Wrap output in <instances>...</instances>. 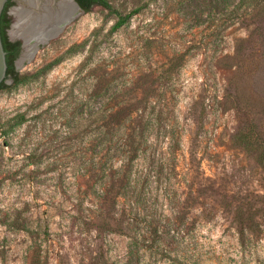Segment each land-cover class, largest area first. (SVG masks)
<instances>
[{"label": "rangeland", "instance_id": "1", "mask_svg": "<svg viewBox=\"0 0 264 264\" xmlns=\"http://www.w3.org/2000/svg\"><path fill=\"white\" fill-rule=\"evenodd\" d=\"M15 1L13 23L59 0ZM106 1L26 46L0 90V264H264V4ZM137 101L164 169L138 215L101 143L103 110Z\"/></svg>", "mask_w": 264, "mask_h": 264}, {"label": "trees", "instance_id": "2", "mask_svg": "<svg viewBox=\"0 0 264 264\" xmlns=\"http://www.w3.org/2000/svg\"><path fill=\"white\" fill-rule=\"evenodd\" d=\"M249 4L255 3L254 8L264 4V0H244ZM81 9L85 13H89L95 6H101L108 10H113V7L106 0H76ZM136 12L133 11L127 15L118 14V20L115 23L113 30H118L124 26L132 15ZM11 20L5 24L0 23V35L5 50L12 47L9 53L7 69V76L5 81L0 85V90L8 86L6 81L9 78L14 79L18 83V73L14 65V61L19 57L22 50V42L16 41L15 43L7 42V32L4 29L10 28ZM11 55V60H10ZM151 105L143 101L118 103L114 106L115 110L108 117L106 116V109L103 110V126L109 130L102 135L101 143L103 145V159L106 160L102 170H109L112 175V183L117 187V194L123 199H129L133 213L136 215L141 214L143 211V202L146 200V191L151 183H155L159 177L160 172H164L163 167L156 171L153 165L146 163L148 149L150 148V131H151V113L149 108ZM112 126V127H111ZM258 140L263 141L262 136H258ZM263 150L259 156V162L264 168V145L261 146ZM109 162L108 165H106ZM142 162V163H141ZM118 164V165H117ZM108 167V168H107ZM184 204V203H183ZM238 207L235 214V221L243 225V212ZM181 214V211H178ZM154 216V215H153ZM156 218V217H151ZM180 220H182L180 218ZM251 222L253 218L249 219ZM154 222V221H153ZM160 223L159 219L155 221ZM184 223V222H183ZM183 223L179 229L183 228ZM172 230L171 225H167ZM183 225V226H182ZM256 223H253L249 229H252ZM182 226V227H181ZM151 227V226H150ZM159 225L154 224L150 232L159 233ZM245 230L241 228L240 238H244ZM183 231V230H182ZM171 231H169V234Z\"/></svg>", "mask_w": 264, "mask_h": 264}, {"label": "bare ground", "instance_id": "3", "mask_svg": "<svg viewBox=\"0 0 264 264\" xmlns=\"http://www.w3.org/2000/svg\"><path fill=\"white\" fill-rule=\"evenodd\" d=\"M27 1L31 5L39 7L35 0ZM45 8L46 11L40 15L24 9L16 10V20L11 35L14 37L15 35L21 36L20 38L26 41V46L34 45L36 42H44L58 30L63 21H67L79 13L72 0L63 1L57 10L52 9L49 5Z\"/></svg>", "mask_w": 264, "mask_h": 264}, {"label": "water", "instance_id": "4", "mask_svg": "<svg viewBox=\"0 0 264 264\" xmlns=\"http://www.w3.org/2000/svg\"><path fill=\"white\" fill-rule=\"evenodd\" d=\"M7 1L8 0H0V18H1V14H2V12H3V10H4V7H5V5H6V3H7ZM61 0H59L58 2H57V5L54 7L53 6V8L54 9H58L59 8V2H60ZM74 3H75V5L77 6V9H78V12L79 13H77L73 18H71V19H69V20H65V21H63L60 25H59V28H58V30H56V32L53 34V35H51V36H49L47 39H46V41H44V42H40V43H38L37 44V49L39 48V46L40 45H43V44H45V43H47V42H49L52 38H56L63 30H64V28L69 24V23H71L79 14H81V13H85L83 10H81V8L79 7V5L74 1V0H72ZM16 8H14L13 10H15ZM14 24H15V22L11 25V28L9 29V31H8V34H9V36H10V39L11 40H18V41H21L22 42V48L23 49H25L26 50V41L23 39V38H20V37H14V36H12L11 35V30L13 29V27H14ZM7 62H6V52H5V50H4V47H3V43H2V39H1V35H0V85L5 81V79H6V76H7Z\"/></svg>", "mask_w": 264, "mask_h": 264}, {"label": "flooded vegetation", "instance_id": "5", "mask_svg": "<svg viewBox=\"0 0 264 264\" xmlns=\"http://www.w3.org/2000/svg\"><path fill=\"white\" fill-rule=\"evenodd\" d=\"M75 2H76V0H74ZM16 1L15 0H8L7 1V3H6V5H5V7H4V10H3V12H2V14H1V18H0V23H1V25H3V24H5L8 20H11V25L13 24V14H12V11H13V9L14 8H16ZM77 3V2H76ZM78 4V3H77ZM79 5V4H78ZM79 7H80V5H79ZM81 8V7H80ZM82 10V9H81ZM15 18V17H14ZM11 25H10V28H11ZM10 28H8V29H4L6 32H7V37H8V39H7V42H8V44L9 43H15L16 41H18V40H11L10 39V36H9V34H8V31H9V29ZM3 43V42H2ZM3 47L5 48V46H4V44H3ZM5 50V49H4ZM12 51V47H9V45H8V49L7 50H5V52H6V62H7V66L9 67V64H8V56H9V53ZM22 52H23V48H22V50H21V53H20V55H19V57L21 56V54H22ZM19 57L14 61V65H15V67H16V63H17V61H18V59H19ZM10 60H11V55H10ZM8 67H7V69H8Z\"/></svg>", "mask_w": 264, "mask_h": 264}]
</instances>
